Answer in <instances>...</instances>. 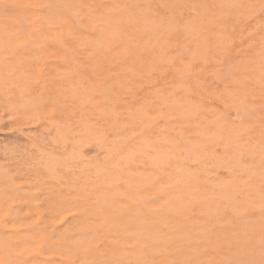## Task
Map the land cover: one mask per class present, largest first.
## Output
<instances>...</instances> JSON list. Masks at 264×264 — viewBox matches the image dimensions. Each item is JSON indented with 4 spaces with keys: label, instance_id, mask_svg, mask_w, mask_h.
Instances as JSON below:
<instances>
[{
    "label": "rangeland",
    "instance_id": "1",
    "mask_svg": "<svg viewBox=\"0 0 264 264\" xmlns=\"http://www.w3.org/2000/svg\"><path fill=\"white\" fill-rule=\"evenodd\" d=\"M0 264H264V0H0Z\"/></svg>",
    "mask_w": 264,
    "mask_h": 264
},
{
    "label": "bare ground",
    "instance_id": "2",
    "mask_svg": "<svg viewBox=\"0 0 264 264\" xmlns=\"http://www.w3.org/2000/svg\"><path fill=\"white\" fill-rule=\"evenodd\" d=\"M75 1V0H73ZM70 5V4H69ZM63 6V5H62ZM71 7V6H69ZM201 7V6H199ZM68 9V8H67ZM73 9V8H72ZM198 8H196L197 10ZM58 11V10H57ZM69 11V10H67ZM91 11V10H90ZM192 11V10H191ZM59 13V12H58ZM67 13V12H66ZM65 13V14H66ZM74 14V13H73ZM88 15V14H87ZM80 16V15H79ZM46 18L49 19V17L47 16ZM62 19V18H61ZM105 20V19H104ZM132 20V17H126L125 18V22H130ZM100 21V20H99ZM96 22V21H95ZM109 22V26L108 29L104 30L106 31L105 36L102 39V43H103V47L106 48L107 44H109V49L115 48L118 51H120L121 53H125L128 51V49L134 48V44L137 46H143V47H148L152 45L155 46H159L161 44V42L159 41V37H155V39L152 36L148 35V31L151 30L152 33L154 34L158 28L155 27V23L150 21V18L148 15H145V17L141 20V27L137 30H134L132 33L128 32L125 33L124 32V28H123V22L124 20L122 18H115L112 19ZM139 21H135L134 23L137 24ZM80 25V22H79ZM97 25V24H96ZM71 27V26H70ZM99 28V27H98ZM101 31V30H99ZM98 31V32H99ZM81 32V31H80ZM102 33V32H101ZM101 36V34H99ZM144 36V37H142ZM88 39V38H87ZM152 39H154V41H152ZM90 41V39H89ZM96 42V41H95ZM134 43V44H133ZM95 46V45H94ZM90 47V46H89ZM92 48V47H91ZM206 49V47H205ZM62 55V54H61ZM194 56V55H193ZM70 57V55H69ZM262 59V57H261ZM70 73V72H69ZM81 80V79H80ZM79 81V80H78ZM127 116V115H126ZM182 116V115H181ZM127 118V117H126ZM81 120V119H80ZM116 123V122H115ZM119 123V122H117ZM88 124V123H87ZM262 124V123H261ZM86 125V124H85ZM61 126V125H59ZM58 126V127H59ZM122 126V125H121ZM82 133V132H81ZM63 134V133H61ZM82 134H86L85 132ZM61 136V135H60ZM224 136V135H223ZM225 137V136H224ZM228 138V137H226ZM98 148V147H97ZM176 158V157H175ZM155 159V158H154ZM153 159V160H154ZM157 160V158H156ZM211 162V161H210ZM96 163V162H95ZM262 163V160H261ZM97 164V163H96ZM252 167V166H251ZM217 170V169H216ZM212 171V170H211ZM215 171V170H213ZM212 171V172H213ZM250 172V171H249ZM136 176V175H135ZM137 177V176H136ZM199 177V176H198ZM138 178V177H137ZM143 178V177H142ZM147 180V179H146ZM151 180V179H150ZM128 192V190H127ZM132 192V191H131ZM130 192V193H131ZM118 193V192H117ZM129 193V194H130ZM119 194V193H118ZM132 195H134L132 193ZM131 196V194H130ZM133 197V196H132ZM197 246V244H196ZM127 252V251H126Z\"/></svg>",
    "mask_w": 264,
    "mask_h": 264
}]
</instances>
